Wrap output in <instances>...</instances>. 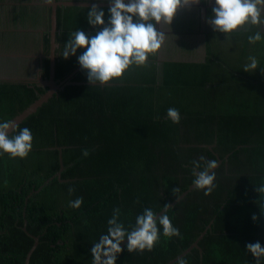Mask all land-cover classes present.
Instances as JSON below:
<instances>
[{
    "label": "trees",
    "instance_id": "obj_1",
    "mask_svg": "<svg viewBox=\"0 0 264 264\" xmlns=\"http://www.w3.org/2000/svg\"><path fill=\"white\" fill-rule=\"evenodd\" d=\"M12 1L10 20L42 28L41 37L34 31L24 35L41 45L37 54L42 57L35 59L41 64L33 78H0V123L11 121L48 89L38 76L49 77L51 7ZM91 6L56 7L54 80L71 75L70 83L10 133L31 130L28 156L0 153V264H24L34 243L28 234L38 237L28 264H92L91 248L106 234L113 209H120V222L131 230L146 208L158 214L182 192L167 209L180 236L166 237L161 227L151 251L129 252L126 243L116 264H166L195 241L197 246L180 256L187 264H255L245 245L259 241L264 247V208L259 206L264 194L255 191L264 185L263 25L225 37L207 34L201 61L160 58L157 50L121 78L90 85L77 60L84 49L67 59L62 52L77 29L89 36L100 30L87 22ZM98 7L107 23L109 6ZM195 24V19H179L175 26L179 33L195 34ZM257 31L261 40L250 43L248 37ZM14 35L6 32L8 38ZM191 45L179 41L170 54L182 48L191 58ZM250 57L258 66L245 72ZM170 107L179 110V123L168 119ZM212 160L218 165L212 170L213 191L189 189L192 162L200 163L199 171ZM77 197H83L81 206L70 207Z\"/></svg>",
    "mask_w": 264,
    "mask_h": 264
},
{
    "label": "clouds",
    "instance_id": "obj_2",
    "mask_svg": "<svg viewBox=\"0 0 264 264\" xmlns=\"http://www.w3.org/2000/svg\"><path fill=\"white\" fill-rule=\"evenodd\" d=\"M47 3L51 4L52 0H47ZM194 3H198V0H109L107 23L104 20V10L93 4L88 10L87 22L93 27L99 26L100 30L92 36L80 29L72 32L64 44L62 57L67 59L76 55L77 49H84L77 60L81 69L86 70L90 85L121 78L130 66L144 65L149 56L161 48L165 34L157 30L156 25L162 21L170 25L179 9ZM262 13L264 0H215L207 23L216 31L231 34L249 26L264 25ZM261 38V33L257 31L248 40L255 43ZM249 59L245 72L255 70L258 66L255 57ZM167 117L173 123H179L180 112L177 108L170 107L167 109ZM17 128L14 121L0 123V153H7L13 158H25L32 149L33 134L25 127L18 134L10 135ZM88 154V150L83 152L84 156ZM192 164V183L195 189H204L205 195L210 194L215 188V172L211 170L218 166L217 161L206 162V166L199 171L200 163L193 161ZM68 191L72 193L74 189L69 188ZM255 191L264 194V185L255 188ZM82 203L83 197H77L70 201V207L79 208ZM259 206L264 208V202ZM163 207L164 212L159 216L151 208H146L136 217L135 226L131 230L120 222V209H113V215L107 221L106 234L101 235L91 248L92 264H116L117 256L123 251L121 243L125 240L129 252L151 251L159 241L161 227L166 237L180 236L179 229L173 226L167 215L169 205ZM252 220H257L255 214ZM245 249L255 258V264H260L261 258H264V247L260 242L248 243ZM177 264H187V261L178 258Z\"/></svg>",
    "mask_w": 264,
    "mask_h": 264
},
{
    "label": "rangeland",
    "instance_id": "obj_3",
    "mask_svg": "<svg viewBox=\"0 0 264 264\" xmlns=\"http://www.w3.org/2000/svg\"><path fill=\"white\" fill-rule=\"evenodd\" d=\"M196 2V0H193ZM215 3V0H212ZM195 4V3H194ZM12 0H0V57L9 58V63L2 62L0 60V78H6L9 80L31 79L33 69H37L35 58H38L37 49L35 46L29 44L26 48L20 45L21 38L26 34L25 31L29 25L22 27L20 24H16L13 20H10L9 14L11 12ZM264 16V13H262ZM264 30V25L262 27ZM159 30L163 33L166 29L163 26L159 27ZM6 32L15 34L13 37H6ZM29 36L28 38H31ZM28 42V39H24ZM173 46L170 44H162L160 48V58H176V59H191L189 55L185 54V50L179 48L170 54ZM169 49V51L167 50ZM11 58H13L11 60Z\"/></svg>",
    "mask_w": 264,
    "mask_h": 264
},
{
    "label": "flooded vegetation",
    "instance_id": "obj_4",
    "mask_svg": "<svg viewBox=\"0 0 264 264\" xmlns=\"http://www.w3.org/2000/svg\"><path fill=\"white\" fill-rule=\"evenodd\" d=\"M197 2V0H196ZM205 2V1H204ZM13 4H15L12 1ZM32 4H34L35 6H39L40 9H42L45 4L48 6L47 0H33ZM215 6V3L212 2V0H206V3H202L201 0H198V3L192 4L188 7L185 8H181L177 11L176 15L174 16L173 20L171 21L170 25L165 23V22H161L160 24L156 25L157 30H159L160 26H163L166 29L165 34V40L163 42V44H170L172 46H174L175 44H177L179 41H184L186 43H192L191 45V50L194 52L193 54H191V61H201L203 60L204 56H205V37L207 34H219L223 37H225L224 33H221L219 31H216L213 29V27L207 23L208 18L211 17L212 15V8ZM179 19H185L187 22L189 21H193L195 19L196 24L194 26L193 29V33L195 34H187V33H179L176 30V23ZM155 23V22H153ZM29 25V27L27 28V30L25 31H34L36 33H39V37L42 36V28L38 27V25L36 24L35 27L34 24L31 23H26L24 24L25 27ZM26 37L23 36L21 38L20 41V45L24 48H26L29 44H31L32 46L36 47V43L33 39V37L28 38V42H26L24 39ZM36 49L38 51L42 50L41 45H39V47ZM158 51L160 52V49H158ZM171 53V52H170ZM38 55V60H41L42 54L41 52ZM40 55V56H39ZM13 58H11L12 60ZM36 59V58H35ZM34 59V60H35ZM0 60H4V62H7V65L9 63V58H3L0 57ZM174 60H179V59H174ZM40 64L41 62H38V66L37 69H33V73L38 74L40 71ZM33 78V77H32Z\"/></svg>",
    "mask_w": 264,
    "mask_h": 264
},
{
    "label": "water",
    "instance_id": "obj_5",
    "mask_svg": "<svg viewBox=\"0 0 264 264\" xmlns=\"http://www.w3.org/2000/svg\"><path fill=\"white\" fill-rule=\"evenodd\" d=\"M93 4H96L98 6H110L109 1H80V0H59V1H56V0H53L51 4L48 3V5L51 7L50 51H49V55H48L49 56V77H48L47 80H45V79H42L41 77L38 76V81L41 84H43V85H47L48 89H47V91L45 93L40 95L32 104H30L26 109H24L22 112H20L18 115H16L11 121H14L16 124L20 123L28 115L34 113L36 111V109L44 101H46L56 90H59L64 85L70 83L69 78H70L71 75H69L64 80H62V81H60L58 83H56V81L54 80L55 48H56V45H57L56 42H55L56 7L60 6V5H83L84 6V5H93ZM208 147L211 149V146H208ZM219 162H220V160L218 161V163ZM46 182H47V180L44 183H46ZM193 187H194V185H191L189 187V189H192ZM40 188L41 187H39V189ZM38 190H36V192ZM185 194H186V192H182L180 195H178L173 201L170 202L169 207L173 206L176 202H178ZM163 212H164V209H162L157 215L159 216ZM25 224L26 223L24 221V225L22 226V229L26 232ZM205 231H206V229L201 233L200 237L203 236ZM28 235L32 236V238L34 239V243L31 246V248L28 250V252L26 253L24 264H28L29 263V258L31 256L34 248L38 244V237H36L34 235H31V234H28ZM126 243H127L126 240L124 242H122L121 243V248H123ZM194 246H197V241L192 243L181 255L187 253ZM181 255H179L178 257H175L174 259H172L171 261L167 262L166 264L173 263L175 260L180 258Z\"/></svg>",
    "mask_w": 264,
    "mask_h": 264
}]
</instances>
